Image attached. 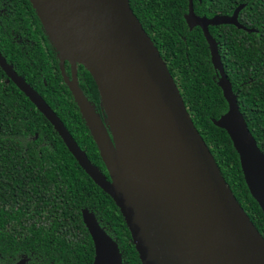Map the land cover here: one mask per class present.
Instances as JSON below:
<instances>
[{"label": "water", "instance_id": "water-1", "mask_svg": "<svg viewBox=\"0 0 264 264\" xmlns=\"http://www.w3.org/2000/svg\"><path fill=\"white\" fill-rule=\"evenodd\" d=\"M183 15L188 30L199 28L207 43L217 85L227 111L212 120L226 132L238 155L246 187L264 214V154L250 133L237 97L224 72L218 43L209 27L238 22L244 8L231 15L197 16L193 0ZM59 58L64 83L95 143L108 178L93 165L40 94L0 54V69L49 122L78 166L118 208L140 264H264V239L242 209L202 137L152 40L133 14L129 0H29ZM201 2V0H198ZM65 62L70 77L65 73ZM77 66L97 87L103 120L78 85ZM107 102L154 151L157 180L110 166L84 114L90 108L110 152L116 143ZM116 154V153H115ZM116 156V155H115ZM92 240V264H124L119 244L100 226L95 214L81 210Z\"/></svg>", "mask_w": 264, "mask_h": 264}, {"label": "trees", "instance_id": "trees-1", "mask_svg": "<svg viewBox=\"0 0 264 264\" xmlns=\"http://www.w3.org/2000/svg\"><path fill=\"white\" fill-rule=\"evenodd\" d=\"M243 4L238 22L256 32L220 25L209 27V33L218 43L239 110L264 154V0H194L193 10L197 16L211 18L231 15ZM129 5L163 58L166 52L167 69L194 127L226 184L264 239V214L246 187L238 155L226 132L212 123L227 111V103L216 83V71L202 33L198 28L188 30L184 21L186 0H129ZM28 33L33 39L35 32L28 28ZM0 39V51L3 55L9 52L6 60L11 61L15 72L40 94L89 161L107 175L63 81L53 46H35L23 55L11 39ZM50 49L54 52L47 53ZM69 72L70 67L65 64V73ZM78 78L83 94L95 104L104 120L94 80L81 66ZM5 80L0 69V252H38L44 264H92L93 243L81 218V210L87 209L117 240L124 263L140 264L112 199L78 166L34 105L11 81Z\"/></svg>", "mask_w": 264, "mask_h": 264}, {"label": "flooded vegetation", "instance_id": "flooded-vegetation-1", "mask_svg": "<svg viewBox=\"0 0 264 264\" xmlns=\"http://www.w3.org/2000/svg\"><path fill=\"white\" fill-rule=\"evenodd\" d=\"M187 6H188V2H187ZM186 12H187V8H186ZM28 28L31 29V32H35V36L33 37V39L30 38L31 35L28 33ZM44 33L45 32L42 28V25L38 17L36 16V13L34 9L32 8L29 0L27 1L26 0H0V37L3 36L5 37L6 40L11 39L10 40L11 44L17 47L18 50L21 53H23V55L27 54V52L30 51L35 46H38V47L40 45L48 46V43L50 42ZM51 52H54L53 49H50L47 53H51ZM0 54L6 60L7 59L6 55H8L9 52L6 51L5 55H3L2 52L0 51ZM54 56L58 57L57 53ZM163 56L164 58L162 56L161 57L166 64V52H163ZM6 62L10 66H12V69L14 70V66L11 63V61L6 60ZM65 64H68V63L65 62ZM78 67L79 66H77L76 69H77V80H78V85H79ZM66 75L68 79L71 80L70 72L69 74H66ZM105 176L108 178V174ZM106 233L108 234L109 232L106 231ZM112 238L116 240L114 237ZM129 240L132 243L131 239ZM43 260L44 259L41 253L34 252V251H25L24 249L14 251L8 254L7 253L3 254L0 252V264H44ZM123 261H124V258H123Z\"/></svg>", "mask_w": 264, "mask_h": 264}, {"label": "bare ground", "instance_id": "bare-ground-1", "mask_svg": "<svg viewBox=\"0 0 264 264\" xmlns=\"http://www.w3.org/2000/svg\"><path fill=\"white\" fill-rule=\"evenodd\" d=\"M109 120L116 143V154L110 152L101 126L90 108H84V114L102 150L105 161L112 167L122 166L128 174L157 180L159 166L156 155L150 145L132 128L123 123L115 108L107 102ZM116 155V156H115ZM119 165V166H120Z\"/></svg>", "mask_w": 264, "mask_h": 264}]
</instances>
